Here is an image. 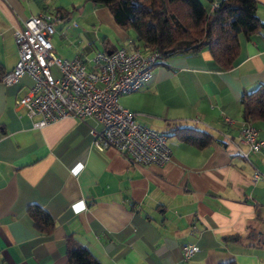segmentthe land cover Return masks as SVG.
Instances as JSON below:
<instances>
[{
    "label": "crops",
    "instance_id": "0c3cea01",
    "mask_svg": "<svg viewBox=\"0 0 264 264\" xmlns=\"http://www.w3.org/2000/svg\"><path fill=\"white\" fill-rule=\"evenodd\" d=\"M257 1L264 22V0ZM56 8L70 10L58 25L70 23L85 39L66 46L62 57L88 62L97 40L96 51L134 49V33L119 27L105 6L0 0V72L17 61L14 30ZM58 36L68 40L64 29ZM210 61L207 50L168 57L139 89L118 98L136 121L166 135L171 158L164 164H132L114 148L95 149L88 130L101 125L92 118L34 126L14 108L30 77L0 81V264H64L68 235L100 264H264V179H252L256 169L264 173V148L249 151L239 138L242 95L264 86V26L250 38L241 35L231 68L216 70ZM177 125L203 129L212 141L203 148L183 142L171 133ZM255 125L264 138V121ZM30 207L52 216L51 232L34 226ZM184 243L199 248L187 260Z\"/></svg>",
    "mask_w": 264,
    "mask_h": 264
},
{
    "label": "built area",
    "instance_id": "2783aa9c",
    "mask_svg": "<svg viewBox=\"0 0 264 264\" xmlns=\"http://www.w3.org/2000/svg\"><path fill=\"white\" fill-rule=\"evenodd\" d=\"M216 4L213 2L209 10ZM60 20L59 14L41 12L26 18L14 30L18 58L14 67L0 76V81L13 84L23 74L32 81L28 91L15 100V110L22 108L36 127L65 116L92 118L101 125L88 130L95 149L114 148L132 164L167 162L171 150L166 135L136 121L134 113L118 102L119 96L134 92L148 81L160 60L158 50L143 53L136 48L117 47L110 52L95 51L88 62L78 56L63 58L55 54L50 40ZM240 140L249 151L264 148V138L248 123L241 129ZM252 179L262 180L264 173L256 169ZM198 250L191 243L180 246L184 260Z\"/></svg>",
    "mask_w": 264,
    "mask_h": 264
},
{
    "label": "trees",
    "instance_id": "16d2710c",
    "mask_svg": "<svg viewBox=\"0 0 264 264\" xmlns=\"http://www.w3.org/2000/svg\"><path fill=\"white\" fill-rule=\"evenodd\" d=\"M84 1L107 7L119 27L134 33V48L142 52L158 50V62L171 56L207 50L212 68L227 70L237 59L241 35L250 38L264 26L257 13V0H220L212 10H209L212 0L208 6L201 0ZM47 12L59 14L64 19L68 18L70 10L56 8ZM107 41L103 39L102 42ZM104 50L108 52L106 48ZM3 73L0 72V76ZM241 105L244 125L251 123L257 128L255 122L264 121V86L259 84L245 90ZM171 133L198 148L206 147L212 141L209 132L193 126L177 125ZM30 214L37 229L45 233L52 231L54 220L47 211L30 207ZM65 256L64 264H100L86 246L71 235L66 237Z\"/></svg>",
    "mask_w": 264,
    "mask_h": 264
},
{
    "label": "rangeland",
    "instance_id": "374dc122",
    "mask_svg": "<svg viewBox=\"0 0 264 264\" xmlns=\"http://www.w3.org/2000/svg\"><path fill=\"white\" fill-rule=\"evenodd\" d=\"M201 1H202V3L205 6L209 5V0H201ZM77 22H78L77 24H79L78 26L86 27L87 31L91 29L90 26H88V24L85 21H83V20L78 21L77 20ZM66 25H68V26H66ZM61 29H64V32L66 31V37L65 38L68 39V40H62L61 38H59L58 34H59ZM76 29H78V28H76ZM76 29L73 28L70 23L69 24H65V25H60V24L59 25L58 24L55 25V33L52 35L53 38H52V42L51 43L53 45V51L55 52L56 55L62 57L63 55H65V53L67 51H69V49L66 46L71 45L72 47H74V45H76V44L80 45L82 43V41L85 40V39H83L84 38V33L81 32L80 30H76ZM56 31H57V33H56ZM99 33H102L101 28L99 30ZM76 39H82V40L79 43H77V41L75 42ZM100 47H102L101 44H100V41L97 40V42L95 44L91 45V49L87 53L91 55L93 53V51H96V49L100 48ZM63 50H65L66 52L63 51ZM53 74L57 75V71L53 70Z\"/></svg>",
    "mask_w": 264,
    "mask_h": 264
},
{
    "label": "bare ground",
    "instance_id": "6f19581e",
    "mask_svg": "<svg viewBox=\"0 0 264 264\" xmlns=\"http://www.w3.org/2000/svg\"><path fill=\"white\" fill-rule=\"evenodd\" d=\"M58 24V23H57ZM53 35V34H52ZM51 35V36H52ZM50 40H51V38H50ZM52 44V43H51ZM17 47V46H16ZM108 52H110V51H108ZM156 52V49H153V50H151V51H149L148 53H155ZM244 126V125H243ZM242 126V127H243ZM249 126L251 127V128H253L255 131H257L256 129H255V127H253V125H251V124H249ZM242 127H241V129H242ZM241 129H240V132H241ZM239 138H240V134H239Z\"/></svg>",
    "mask_w": 264,
    "mask_h": 264
}]
</instances>
